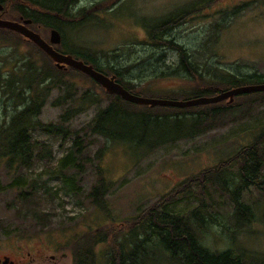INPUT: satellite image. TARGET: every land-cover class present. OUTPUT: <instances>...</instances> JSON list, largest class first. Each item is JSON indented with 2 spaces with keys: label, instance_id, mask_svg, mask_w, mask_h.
Masks as SVG:
<instances>
[{
  "label": "rangeland",
  "instance_id": "1",
  "mask_svg": "<svg viewBox=\"0 0 264 264\" xmlns=\"http://www.w3.org/2000/svg\"><path fill=\"white\" fill-rule=\"evenodd\" d=\"M8 10L6 18L16 21L18 17ZM235 10L234 17L231 13ZM73 12L75 21L67 22L63 34L60 33L66 40L64 46L91 53L103 69L118 68L127 82L145 92L146 98L164 99L173 91H191L198 86L196 81H188L187 76L165 74L175 69L179 56L164 46L153 45L149 35L152 30L148 27L182 15L186 16L185 20L169 30L174 37L167 38H174L188 51L196 52L207 77L220 69L234 75L264 74V0H80ZM46 34L49 39L50 33ZM16 44L0 40V78L8 86L12 82L11 88L18 78H23L19 71L25 58L34 52L33 45L24 37ZM61 71L68 74L69 68ZM70 77L71 74L66 81L72 86L69 94L75 100L71 106L77 107L79 98L86 92L91 100L90 105L87 103L88 109L68 126L72 134L78 131L85 138L87 148L82 153L75 150L72 158L81 168L72 166L63 171L75 178L81 190L78 195L71 193L70 183L63 181L57 168L60 159L73 152L74 140L63 141L60 137L36 132L38 140L53 147L54 162L51 165L39 162L32 171H20L21 185L0 192V258L6 256L14 264H72L69 248L76 237L131 219L180 183L235 154L264 130V103L248 106L247 98L237 100L241 104L239 111H228L232 113L228 118L199 136L196 134L202 125L210 126L214 122L212 114L199 118L197 113L207 110L195 109L177 119L170 115L168 107L117 104L101 124L102 129L118 139L113 143L92 135L87 129L112 99L85 78ZM64 86L53 91L42 111V122L57 124L70 106H53L64 93ZM230 90L221 88L204 97ZM3 100L7 101L8 114H12L11 100L8 97ZM226 104L223 101L212 105ZM173 139L178 141L174 143ZM99 170L110 187L106 197L109 215L93 206L88 198L98 181ZM13 179L14 175L7 174L6 168L0 165L1 183L7 187ZM46 187L57 193L56 196L47 194ZM23 191L33 194L24 201L19 197ZM208 191L204 199L211 203L212 215L222 226L210 224L208 229L198 232L205 247L213 252L227 248L245 251L250 260L263 257V194L253 188L248 191L245 200L256 211V219L240 227L234 222L229 195L214 189L212 184ZM199 197L201 190L195 187L191 196H179L170 210L189 217L199 206ZM37 205L40 211L51 213L50 220L33 216ZM150 242L152 245H147ZM150 242L146 250L141 248L131 264H180L157 244V238ZM131 246L127 245L126 252ZM108 249V243L98 248L100 254ZM105 262L106 258L101 261Z\"/></svg>",
  "mask_w": 264,
  "mask_h": 264
},
{
  "label": "trees",
  "instance_id": "2",
  "mask_svg": "<svg viewBox=\"0 0 264 264\" xmlns=\"http://www.w3.org/2000/svg\"><path fill=\"white\" fill-rule=\"evenodd\" d=\"M79 1L0 0V4L5 8V19H9L6 18V14L8 15V9H11L12 13L18 17L16 21H20L21 18L32 20V24L29 27L39 33L44 39H48L46 33H50V30L56 29L63 34V26L67 25V22L73 23L75 21L76 13L73 11L77 8ZM236 11H233L231 15L235 17ZM185 17V15H182L167 22L148 27V29L152 30L149 35L153 45L164 46L176 52L179 56V62L176 63L175 69L171 73L165 72V74L187 76L188 81H196L198 86H205V88L202 89L197 86L193 87L191 91H173L164 99L180 100L183 98L182 100L187 101L204 97L206 93H217L221 88L227 90L247 85L264 84V74L258 72L234 75L232 73H224L220 69V72L214 71V75L207 77V73L203 72L204 67L198 61L196 52H190L183 45L177 43L175 39L167 38L171 26L182 22ZM86 19H89V17ZM62 38V44L56 46L59 52L71 55L77 60H83L86 64L93 65L97 71L106 76L115 75L117 77L116 81L130 93L144 96L145 92L127 82L124 78V73L118 68L109 66L107 69H103L91 53L81 48L76 51L71 50L69 47L66 48L64 46L66 42L64 35ZM20 39H23L21 35L0 29V40L17 46L16 42L18 41L19 45ZM217 42L218 37L216 36L215 44ZM31 44L34 52H30L29 56L25 58L23 67L19 71L23 73V78H18L14 88H11L12 82H9L10 86H8V83L4 84L5 81L0 78V165L6 168L7 174L14 175V179L7 187L0 181V192L18 188V185H21L18 179L21 174L20 171H32L39 162H44L47 165H51L54 162L53 147L35 137L36 132H41L49 136L60 137L63 141L74 140L73 152L60 159L57 168L60 169L59 172L63 176V181L70 183V192L78 195L81 189L77 185L75 178L65 175L63 171L72 166L80 169L81 165L76 164L74 159H72L74 151L82 153V150L87 147L85 138L80 132L76 131L72 134L68 126L75 117L88 109L87 103L90 105L91 100L89 92H86L79 98L77 107H72L71 105L72 103L74 104L75 100L74 96L69 94V88L72 86L66 81L67 76L71 74L70 78H85L112 99V103L104 110H101L88 125L87 129L92 135L101 136L113 143L116 142L118 140L116 136L102 129L101 124L116 108L117 104H135L124 101L120 96L108 94L93 79L75 69L69 68L68 74L59 70L50 57L35 44L32 42ZM62 85H65L64 93L59 95L53 106L64 107L67 104L70 106L61 114L57 124L42 122L40 117L43 109L47 105L53 91L63 89ZM8 87L9 89H7ZM187 95L191 97L187 99ZM4 97H8L12 102V114H8V107H5L7 101L3 100ZM15 98H17V101H15ZM241 98L248 99V106L262 104L264 103V92L237 96L233 103L227 101L228 105L226 104L225 106L205 105L186 109L168 107V109L170 115L177 119L191 114L195 109L207 110L206 113H197L200 119L208 114L214 115L212 125H202L200 127L196 134V136H199L228 118L232 114L228 111H239L241 104L237 100ZM2 108H4L3 113H1ZM177 141V139L172 140L174 143ZM166 144L168 142L160 146ZM234 169L236 170L233 171ZM210 184L213 185L214 189L229 195L232 201V216L238 226L243 227L255 221L256 211L245 199L248 191L252 188L264 196V130L255 140L238 149L235 154L221 161L217 166L204 170L199 176L190 177L180 183L170 193L159 198L153 205L143 209L131 219L118 225L112 224L110 227H101L76 237L69 248L71 250L72 264H102L101 261L105 258V264H131V260L133 261L134 257L138 256L141 248L146 250L147 245H152L150 241H153L154 237L158 239L157 244L161 245L163 250L172 259H177L180 264H264V256L250 260L247 258L249 254L245 251L227 248L213 252L202 243L198 234L200 230L208 229L210 224L222 226L218 218L212 215L214 210L211 203H209L208 199H204L209 192L208 186ZM108 186L109 184L105 176H103V172L99 170L98 181L88 195V198L91 199V204L99 210L101 209L106 215H109L106 201L110 188ZM195 187L201 190V197L198 199L199 206L190 213L189 217L180 212L170 210V206L175 203L179 196H191ZM45 192L52 197L57 194L49 187L45 188ZM32 194L31 192L23 191L19 197L25 201ZM16 198L18 199V194ZM32 214L36 218L44 219V221L50 220L52 216L50 212L40 211L38 205L32 211ZM127 227L128 229H126ZM102 243H108L109 249L100 254L98 248ZM127 245H132L128 252L125 250ZM135 263L133 262V264Z\"/></svg>",
  "mask_w": 264,
  "mask_h": 264
},
{
  "label": "water",
  "instance_id": "3",
  "mask_svg": "<svg viewBox=\"0 0 264 264\" xmlns=\"http://www.w3.org/2000/svg\"><path fill=\"white\" fill-rule=\"evenodd\" d=\"M4 10V6L0 4V14ZM32 24V20L12 21L0 17V29L9 30L15 32L26 40L35 44L40 50H42L48 57H50L59 70L65 68L75 69L86 76L93 79L98 83L108 94L120 96L124 101L142 105V106H160V107H174L179 109H186L197 106H205L217 104L223 101L233 103L235 97L264 92V84L260 85H247L238 88L231 89L227 92H222L214 97H200L191 100H168V99H153L142 96H137L130 93L122 85H120L115 75L106 76L105 74L97 71L93 65L86 64L84 61L77 60L71 55H66L59 52L56 46L62 44V35L56 29L51 30L49 41L45 40L39 33L32 30L29 26Z\"/></svg>",
  "mask_w": 264,
  "mask_h": 264
},
{
  "label": "flooded vegetation",
  "instance_id": "4",
  "mask_svg": "<svg viewBox=\"0 0 264 264\" xmlns=\"http://www.w3.org/2000/svg\"><path fill=\"white\" fill-rule=\"evenodd\" d=\"M0 17L5 19V8H4V10L2 11V13L0 14ZM176 26H177V25L175 24V27H176ZM171 28H173V26H172ZM171 30H172V29H171ZM50 32H51V30H50ZM168 35H171V37H174V35H172L171 32H169ZM173 39H174V38H173ZM45 40L49 41V39H45ZM0 264H14V263H13V262H8V257L3 256V258H0Z\"/></svg>",
  "mask_w": 264,
  "mask_h": 264
}]
</instances>
